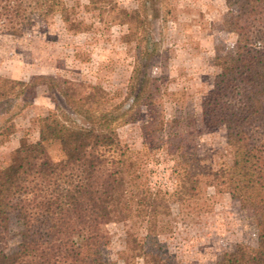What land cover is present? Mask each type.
Masks as SVG:
<instances>
[{
  "label": "trees",
  "instance_id": "16d2710c",
  "mask_svg": "<svg viewBox=\"0 0 264 264\" xmlns=\"http://www.w3.org/2000/svg\"><path fill=\"white\" fill-rule=\"evenodd\" d=\"M225 2L230 9L225 25L237 37L235 50L215 57L220 72L200 107L207 125L224 129L233 158L208 171L204 183L254 214L257 250L226 252L214 264H264V0ZM89 3L107 12L112 24L128 25L135 55L125 102L133 110L150 111L148 131L164 130L155 99L163 84L150 72L156 48L148 46L146 11L129 12L111 0ZM55 15L68 31L83 30L65 0H0V39L22 36L35 20ZM41 85L55 90L66 108L41 117L38 140L22 139L0 168V264H102V252L112 242L111 225L123 227L127 259L168 264L158 237L171 231L172 203L192 198L202 183L196 154L177 138L170 140L177 188L170 194L156 189L146 167L149 147L136 150L115 138L127 122L125 102L109 107L100 86L44 76L23 81L0 75V139L16 132L15 119L27 103L15 110ZM53 145L59 155L50 150ZM10 214L21 223L13 251L3 227Z\"/></svg>",
  "mask_w": 264,
  "mask_h": 264
},
{
  "label": "rangeland",
  "instance_id": "374dc122",
  "mask_svg": "<svg viewBox=\"0 0 264 264\" xmlns=\"http://www.w3.org/2000/svg\"><path fill=\"white\" fill-rule=\"evenodd\" d=\"M65 1L83 30L68 31L55 15L35 20L22 36H1L0 75L97 85L105 90L109 107L124 103L135 55V41L126 36L128 25L112 24L111 16L93 9L89 0ZM111 1L129 12L146 11L148 46L156 48L150 72L163 84L162 94L155 98L156 111L158 120L166 123L164 130L148 131L150 111L133 110L125 102L127 122L115 132L116 140L136 150L149 147L146 167L156 189L170 194L177 188L170 140L182 141L188 152L196 154V173L202 179L195 196L172 203L171 231L158 237L168 264H214L226 252H255L254 214L229 194L217 193L204 183L208 171L233 158L224 129L207 125L200 107L220 72L215 57L232 55L235 50L237 37L225 25L230 13L225 0ZM26 103L15 119L16 132L0 139V168L8 165L22 139L38 140L41 117L57 107L66 108L60 95L45 85L29 91L15 111ZM173 119L178 123L170 124ZM50 150L59 155L57 145ZM20 224L16 214L4 220L9 251L19 245ZM110 232L112 242L102 252V264H143L141 259H127L121 225H111Z\"/></svg>",
  "mask_w": 264,
  "mask_h": 264
}]
</instances>
